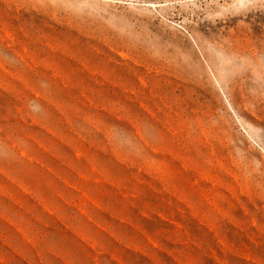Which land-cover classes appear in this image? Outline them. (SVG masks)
<instances>
[{"label":"rangeland","instance_id":"rangeland-1","mask_svg":"<svg viewBox=\"0 0 264 264\" xmlns=\"http://www.w3.org/2000/svg\"><path fill=\"white\" fill-rule=\"evenodd\" d=\"M0 264H264V0H0Z\"/></svg>","mask_w":264,"mask_h":264}]
</instances>
